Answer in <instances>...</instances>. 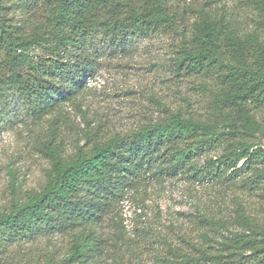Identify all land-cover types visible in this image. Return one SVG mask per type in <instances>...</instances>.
<instances>
[{"label": "trees", "instance_id": "trees-1", "mask_svg": "<svg viewBox=\"0 0 264 264\" xmlns=\"http://www.w3.org/2000/svg\"><path fill=\"white\" fill-rule=\"evenodd\" d=\"M185 1L0 0V108L15 93L37 120L53 117L50 140L43 144L52 169L48 184L9 212L0 211V244L7 238L66 237L74 245L62 264H94L106 254L99 231L113 200L147 178L189 174L219 185L240 183L264 196V148L248 140L264 128L256 113L264 108V0H251L259 18L249 33L223 12L202 9L193 22L181 10ZM37 8L43 20L25 35L14 15ZM158 34L173 40L175 76H212L219 82L215 106L221 116L204 121L165 108L157 120L126 132L92 125L88 111L77 104L103 50L128 56L138 41ZM66 105H76L84 121L82 131H74L82 132L81 139L69 146ZM219 147L221 156L197 167V158ZM238 211L234 219L198 216L204 225L226 232L234 225L243 229L220 243L222 250L212 253L192 244L199 254L194 256L169 246L170 256L158 261L264 264V231L254 228L246 208Z\"/></svg>", "mask_w": 264, "mask_h": 264}, {"label": "rangeland", "instance_id": "rangeland-1", "mask_svg": "<svg viewBox=\"0 0 264 264\" xmlns=\"http://www.w3.org/2000/svg\"><path fill=\"white\" fill-rule=\"evenodd\" d=\"M202 9L227 14L243 33L255 28L259 18L258 8L251 0H186L181 7L193 22ZM14 18L26 35L42 22L43 15L37 8ZM179 42L176 39L175 43ZM172 43L170 36L158 34L138 41L128 56L113 57L103 50L77 104L88 111L92 125L103 126L107 133L126 132L142 122L157 120L165 108L204 121H215L221 116L215 106L219 82L212 76H175L170 62ZM256 113L264 127V108ZM62 114L67 119L64 135L69 146L75 138L81 139L82 132L76 136L74 131H82L84 121L76 105H66ZM35 117L15 93L9 94L5 106L0 108V211L9 212L15 202L24 203L28 193H41L51 176L43 144L50 140L48 127L53 117ZM248 140L264 148V128L262 134ZM222 153L223 147L207 151L196 159L197 167ZM233 185L179 174L147 178L126 189L113 200L103 218L104 225L98 231L106 239V254L97 256L94 264H160L158 258L170 256L169 246L199 256L191 247L196 244L214 253L222 250L220 243L243 232L237 225L230 227L229 232L204 225L199 220L200 213L234 219L240 208H246L254 228L264 231L263 190L250 192L240 183ZM204 234L212 242L205 240ZM71 240L40 236L1 240L0 264H62L73 251Z\"/></svg>", "mask_w": 264, "mask_h": 264}]
</instances>
